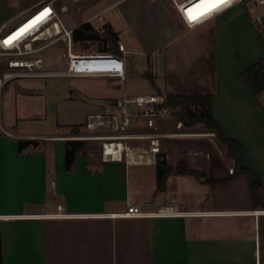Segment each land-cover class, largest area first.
I'll list each match as a JSON object with an SVG mask.
<instances>
[{
	"label": "crops",
	"instance_id": "1",
	"mask_svg": "<svg viewBox=\"0 0 264 264\" xmlns=\"http://www.w3.org/2000/svg\"><path fill=\"white\" fill-rule=\"evenodd\" d=\"M43 1L0 3V11H7L0 29ZM252 19L241 3L191 28L179 16L185 36L162 35L161 51L140 49L147 56L148 92L126 83L132 65L125 54L124 78L52 75L19 79V87L5 85L0 96V264H264V214L252 213L264 206L254 205L245 174L224 186L207 181L230 175L234 162L201 124L177 127L180 121L173 119L170 127L157 117L158 131L185 134L159 136L158 152L150 150L148 139L130 141L134 158L113 160L101 149L96 156L83 151L71 170L65 167L66 139L59 136L96 114L120 116L118 101L135 118L142 108L129 107L134 102L125 99L210 94L213 116L225 135L242 145L244 163L260 177L264 193V101L242 77L244 69L264 58V37ZM50 111L57 131L30 127L43 123ZM143 121L144 130L151 131L145 116ZM192 134L198 135L196 144L174 142ZM20 139H36L39 145L19 151ZM158 155L172 167L199 174L172 172L158 188ZM130 203L145 214L110 216Z\"/></svg>",
	"mask_w": 264,
	"mask_h": 264
},
{
	"label": "built area",
	"instance_id": "2",
	"mask_svg": "<svg viewBox=\"0 0 264 264\" xmlns=\"http://www.w3.org/2000/svg\"><path fill=\"white\" fill-rule=\"evenodd\" d=\"M175 9L182 21L188 27H195L203 24L216 14L221 13L236 4L252 3L258 11L253 16V23L260 33H264V0H228L227 3L221 5L209 14L203 16L199 20L192 22L185 15L186 9L194 4V0H171ZM212 6L211 0L201 4L198 8H193V14H198L206 8ZM40 18L33 22L30 27L21 35L13 37L8 40L21 27L28 24L30 21L38 17ZM104 29L98 30L100 37ZM72 29H67L60 19V15L51 0H45L38 4L32 11L24 15L19 21L8 28L0 29V55L11 56L8 59L7 65L11 69H22L23 75L28 77H46V76H63V77H102V76H116L120 78L125 77V64L123 54L126 52L125 45L117 40L112 48L106 51L83 50L75 51L73 43L75 41L71 37ZM62 37L67 41V53L65 56V67L60 71H44L41 59H29L27 55L32 50V43L46 38V37ZM12 75V76H11ZM11 76V77H9ZM13 77L12 73H4L0 76V90L2 85ZM165 97L161 96H145L135 97L133 99H125L124 102H134L137 106L142 108V113L146 118V124L151 131L144 132H128L126 129L130 125L132 115L126 112L124 104L121 101L117 105L121 108V115H95V119H99V124H103V118L107 122L115 121L116 128L111 132L97 133V134H79L78 132L60 136L63 139L79 140L83 138H98L101 140V152L103 157L108 159H123L134 158L135 155L130 141L148 139L150 150L152 152L159 151V136H177L183 135L182 132H160L155 125L157 117L170 114V109L163 105ZM137 116V115H135ZM119 120V121H118ZM94 123L87 122L86 129L90 131ZM177 127H182V122L177 123ZM86 136V137H84ZM114 149V153H109V149ZM232 171V170H231ZM160 214H166L165 210H161ZM253 214H264V207L252 211ZM145 213L141 211L136 203L128 204L126 210L123 212L110 213L111 217H139Z\"/></svg>",
	"mask_w": 264,
	"mask_h": 264
},
{
	"label": "rangeland",
	"instance_id": "3",
	"mask_svg": "<svg viewBox=\"0 0 264 264\" xmlns=\"http://www.w3.org/2000/svg\"><path fill=\"white\" fill-rule=\"evenodd\" d=\"M6 0H0V3ZM58 5V11L60 19L67 29H73L83 22H90L97 30L104 29L102 36L97 40L91 41H79L73 43L75 51L83 50H98L106 51L113 47V44L107 40V27L105 24H109L112 32L118 36L126 48L125 58L128 59L132 65V75L127 78L126 83L135 87V89L143 92H148L150 83L145 75V68L147 66V56L141 52L150 49H156L161 51L163 49L162 43H160L162 35H166L171 40H177L185 36L187 31H183L179 28V16L171 0H56ZM60 5H62V13L60 11ZM248 16H254L259 9H257L252 3H247ZM7 11H0V20L4 17ZM158 43V44H157ZM149 44V46H148ZM156 46H152L155 45ZM155 47V48H153ZM142 49V50H140ZM67 53V41L62 37H46L32 43V50L27 55L29 59H41L43 63L44 71H60L65 67V56ZM11 56L0 55V76L4 73H12L13 77L7 80L1 87V92L5 85L8 83H14L18 85L19 79L29 78L23 75L22 69H11L7 65L8 59ZM19 87V85L17 86ZM11 87L9 86L8 89ZM261 100L264 101V90L260 92ZM31 104L30 101H27ZM10 104V103H9ZM38 104V103H37ZM1 105V101H0ZM136 108L135 103H130L129 107ZM12 110V105L10 104ZM14 111V110H13ZM42 123L35 122L29 123L30 127L42 126L50 133L57 131L53 128L54 118L51 115ZM144 115L142 113L131 119L130 125L126 129L128 132H132L135 126V132H144L146 130L143 121ZM165 118V119H164ZM163 125L167 122L168 126H172V121L175 119L170 114L161 117ZM160 118L158 119V121ZM88 120L87 122H89ZM94 125L90 131L86 129V123L78 127L79 134H97L104 132H111L116 128V122H107L103 118L104 123L99 124V119L91 120ZM119 121V120H118ZM140 126V127H139ZM186 129H184L185 131ZM191 130V129H190ZM189 130V131H190ZM194 131V130H192ZM64 132H70V130H64ZM68 134H61L59 136H65ZM72 135V134H71ZM185 139H174V142H180L183 144H196L198 142L195 136L189 135ZM194 136V137H191ZM203 136V135H202ZM86 137V136H84ZM79 140L86 141V147L84 152L90 156H96L101 149V140L98 138H81ZM142 142V141H141ZM214 156L217 155L216 150H213Z\"/></svg>",
	"mask_w": 264,
	"mask_h": 264
},
{
	"label": "trees",
	"instance_id": "4",
	"mask_svg": "<svg viewBox=\"0 0 264 264\" xmlns=\"http://www.w3.org/2000/svg\"><path fill=\"white\" fill-rule=\"evenodd\" d=\"M107 27V40L113 45L116 44L118 36L112 32L110 25ZM264 37V33H261ZM71 37L75 42L97 40L100 37L98 30L90 22H83L72 29ZM242 77L246 81L253 95H258L264 90V58L259 59L248 68L242 71ZM212 95L210 94H173L165 95L164 106L170 109V115L176 120L182 122L185 126L201 124L204 129L214 133V136L225 145L227 155L234 162V168L230 175L207 180L214 186H224L233 177L238 174H245L248 177L251 187L252 199L255 206H264V193L261 190L260 177L250 168H248L243 159V147L234 138L228 137L223 132L220 122L213 116L211 110ZM80 124L71 126L70 134L78 130ZM39 141L36 139H20L17 142L18 150L23 151L27 148H37ZM86 147L85 140L67 139L64 141V159L65 167L71 170L78 154L84 151ZM192 174L199 173L181 167H172L166 162L163 155H158L156 160V179L157 186L161 188L166 181L167 176L172 173Z\"/></svg>",
	"mask_w": 264,
	"mask_h": 264
},
{
	"label": "snow or ice",
	"instance_id": "5",
	"mask_svg": "<svg viewBox=\"0 0 264 264\" xmlns=\"http://www.w3.org/2000/svg\"><path fill=\"white\" fill-rule=\"evenodd\" d=\"M207 0H194V4L190 6L185 11V15L188 17V19L192 22H195L202 18L203 16L209 14V12L215 10L216 8L220 7L221 5L228 2V0H211L212 6L210 8H206L203 11H200L198 14H193V8L199 7L201 4L206 3Z\"/></svg>",
	"mask_w": 264,
	"mask_h": 264
},
{
	"label": "bare ground",
	"instance_id": "6",
	"mask_svg": "<svg viewBox=\"0 0 264 264\" xmlns=\"http://www.w3.org/2000/svg\"><path fill=\"white\" fill-rule=\"evenodd\" d=\"M41 15H39L38 17H36L35 19H33L32 21H30L28 24L24 25L23 27H21L18 31H16L8 40L12 39L13 37H17L19 35H21L22 33H24L29 27L30 25L35 22L36 20H38L40 18ZM12 76V75H11ZM9 76V77H11ZM109 153H114V149L110 148L108 149Z\"/></svg>",
	"mask_w": 264,
	"mask_h": 264
}]
</instances>
